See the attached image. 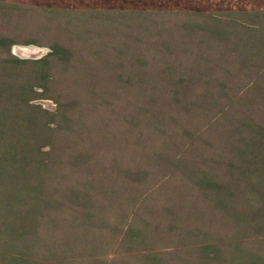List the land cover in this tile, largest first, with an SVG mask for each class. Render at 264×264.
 <instances>
[{"label":"rangeland","instance_id":"374dc122","mask_svg":"<svg viewBox=\"0 0 264 264\" xmlns=\"http://www.w3.org/2000/svg\"><path fill=\"white\" fill-rule=\"evenodd\" d=\"M55 1L0 2V264L66 229L68 256L264 264V14Z\"/></svg>","mask_w":264,"mask_h":264},{"label":"crops","instance_id":"0c3cea01","mask_svg":"<svg viewBox=\"0 0 264 264\" xmlns=\"http://www.w3.org/2000/svg\"><path fill=\"white\" fill-rule=\"evenodd\" d=\"M61 1L62 0H56L54 3L58 4ZM0 2L10 4L11 0H0ZM227 4L229 7V11L232 12H237V13L259 12L264 14V0H227ZM114 7L109 8L111 10L108 11L114 12V14L116 15L119 14L121 17L127 14L135 16L136 13L141 14V12H145L144 10L138 9L136 5H129V6L118 5ZM57 8L59 7L57 6ZM97 11L100 12L101 10H97ZM184 11L185 10L178 8L176 9V11H170V12L181 14L184 13ZM66 231L67 234L58 235V236L56 235L50 238V241L48 242L49 248H47L45 252L44 250H42V252L35 255L34 256L35 259L31 264H146L145 262L142 263L134 262L133 258L124 256L131 253L124 254V252L121 253V255H123L120 257L121 259L114 260L113 258L116 254H108V252H100V250L102 249L101 246L103 245V241H101V239H99L95 243L96 246L98 247V251L95 252L94 254H90L87 252L86 254L74 255L75 253L74 252L72 255L68 256L69 252H71L74 248L73 246L75 240L74 237L75 231H86V230L66 229ZM16 245L20 246L21 244L15 243L14 240L11 242L10 238L8 240L3 241V245H2L3 249H1L4 258L3 264H12V262L9 261V258L15 252L14 250L18 248V246ZM215 246H217V242L215 243ZM18 249H20V247Z\"/></svg>","mask_w":264,"mask_h":264},{"label":"bare ground","instance_id":"6f19581e","mask_svg":"<svg viewBox=\"0 0 264 264\" xmlns=\"http://www.w3.org/2000/svg\"><path fill=\"white\" fill-rule=\"evenodd\" d=\"M26 49V48H25Z\"/></svg>","mask_w":264,"mask_h":264}]
</instances>
